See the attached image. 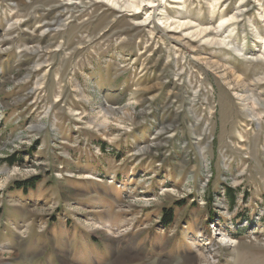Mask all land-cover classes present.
Here are the masks:
<instances>
[{"label": "rangeland", "instance_id": "1", "mask_svg": "<svg viewBox=\"0 0 264 264\" xmlns=\"http://www.w3.org/2000/svg\"><path fill=\"white\" fill-rule=\"evenodd\" d=\"M127 1L0 0V264H264V0Z\"/></svg>", "mask_w": 264, "mask_h": 264}, {"label": "bare ground", "instance_id": "2", "mask_svg": "<svg viewBox=\"0 0 264 264\" xmlns=\"http://www.w3.org/2000/svg\"><path fill=\"white\" fill-rule=\"evenodd\" d=\"M108 1V0H107ZM116 2H118V0H116ZM125 5H127V7L129 8V9H133V10H138L139 8H140V2H139V0H128L127 2H125ZM238 17L236 16V15H234V16H232V17H230L229 19H227V20H225V21H223L224 23H222V25L223 24H228V23H230V22H232V21H234V20H236ZM168 20V19H167ZM166 20V21H167ZM189 25H191L190 23H179V26L182 28V27H185V26H189ZM208 32V28H204V29H196L195 31H194V34H195V36H198V37H200V36H203V35H205L206 33ZM193 34V33H192ZM194 37V36H193ZM200 39V38H199ZM224 39V38H223ZM206 40V39H205ZM226 40H222V39H217V38H213V39H211V41L210 42H212V44H218V45H222V46H225L226 45V42H225ZM238 51V50H237ZM201 62V61H200ZM209 67V66H208ZM221 75V74H220ZM225 79V78H224ZM236 83V82H235ZM248 88V87H247ZM245 94V93H244ZM251 95V94H250ZM251 96H253V95H251ZM242 97V96H241ZM249 97V96H248ZM247 103V102H246ZM256 103H258V100H254L253 101V107L250 109V110H248L247 111V118H249L251 121H257L258 122V120H259V117H258V115H257V113L255 112V109H254V106L256 105ZM249 106V105H248ZM106 114L108 113V112H105ZM104 113V114H105ZM226 114V113H225ZM230 118V117H229ZM233 121V120H232ZM231 121V122H232ZM90 127L91 128H96L97 130L98 129H102V128H107L108 127V121H106V120H104L103 122H99L98 120L97 121H92V123L90 124ZM245 138H244V136H242L241 135V140L242 141H245L244 140ZM206 158V157H205ZM108 236H109V233L107 234ZM200 237H203V233L201 232L200 233V235H199ZM220 239H219V243H223V244H230V246L232 247L233 245H234V243L235 242H233V241H231V239L226 235V234H222V235H220ZM217 239V238H216ZM3 253V252H2ZM193 259V258H192ZM212 259H213V257H212ZM210 260V259H209ZM198 261H199V264H203V262H204V264L206 263V264H209V262L210 261H208L207 260V258H205V256H203V255H199V258H198ZM214 263V262H213Z\"/></svg>", "mask_w": 264, "mask_h": 264}, {"label": "trees", "instance_id": "3", "mask_svg": "<svg viewBox=\"0 0 264 264\" xmlns=\"http://www.w3.org/2000/svg\"><path fill=\"white\" fill-rule=\"evenodd\" d=\"M165 216H167V215H165ZM170 217H171V216H170ZM170 217H169V218H170Z\"/></svg>", "mask_w": 264, "mask_h": 264}]
</instances>
